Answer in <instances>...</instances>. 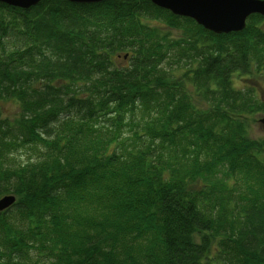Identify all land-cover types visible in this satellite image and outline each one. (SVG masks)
<instances>
[{"label": "trees", "instance_id": "16d2710c", "mask_svg": "<svg viewBox=\"0 0 264 264\" xmlns=\"http://www.w3.org/2000/svg\"><path fill=\"white\" fill-rule=\"evenodd\" d=\"M262 81L258 15L0 3V264H264Z\"/></svg>", "mask_w": 264, "mask_h": 264}, {"label": "water", "instance_id": "95a60500", "mask_svg": "<svg viewBox=\"0 0 264 264\" xmlns=\"http://www.w3.org/2000/svg\"><path fill=\"white\" fill-rule=\"evenodd\" d=\"M43 0H0L9 7L28 10ZM73 4H100L111 0H57ZM152 4L176 17L193 20L215 35L241 33L252 16L264 17V1L258 0H151ZM128 57H125L127 59ZM264 130V118L260 121ZM16 203L14 196L0 200V212Z\"/></svg>", "mask_w": 264, "mask_h": 264}, {"label": "rangeland", "instance_id": "374dc122", "mask_svg": "<svg viewBox=\"0 0 264 264\" xmlns=\"http://www.w3.org/2000/svg\"><path fill=\"white\" fill-rule=\"evenodd\" d=\"M176 34H174L175 36ZM177 38V37H175ZM263 84L258 87L260 89V95L264 97V81ZM10 112H7L11 117L17 113L16 109L13 107L9 108ZM264 118V114L259 113L252 119H248V128L250 133V138L255 141L264 140V130L260 124V121ZM29 155L26 151L17 155L16 159L18 163H24L29 159Z\"/></svg>", "mask_w": 264, "mask_h": 264}]
</instances>
